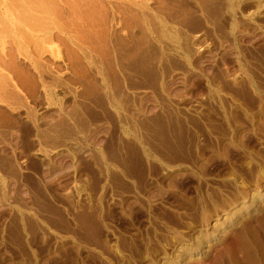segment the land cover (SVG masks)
Segmentation results:
<instances>
[{"label":"rangeland","instance_id":"1","mask_svg":"<svg viewBox=\"0 0 264 264\" xmlns=\"http://www.w3.org/2000/svg\"><path fill=\"white\" fill-rule=\"evenodd\" d=\"M29 2L0 6V264H255L264 0Z\"/></svg>","mask_w":264,"mask_h":264},{"label":"bare ground","instance_id":"2","mask_svg":"<svg viewBox=\"0 0 264 264\" xmlns=\"http://www.w3.org/2000/svg\"><path fill=\"white\" fill-rule=\"evenodd\" d=\"M6 1H8V2H6V3H9V4H6L5 3V5L3 4V2H5V0L2 2V0H0V6L2 5L3 7H5V10L6 11H4L5 13L6 12H8L7 10H8V7H10V6H12L13 5V2H16V1H22V2H27V3H30L29 2V0H6ZM33 1H35V4L38 2V1H40V0H38L37 2H36V0H33ZM21 3V2H20ZM32 3V2H31ZM39 3V2H38ZM44 3V2H43ZM34 4V3H33ZM33 6V5H32ZM54 7V6H53ZM9 13V12H8ZM0 17H3L2 16V14L0 13ZM1 23V22H0ZM3 23V22H2ZM9 30H11V29H9ZM15 31V30H14ZM5 63V62H4ZM2 65V64H1ZM4 79V78H3ZM246 209L248 208V207H245ZM231 216H233L232 214H231ZM228 220V219H227ZM229 221H231V219H229L228 220V222ZM262 222V220L260 219L259 221H258V224H259V226L261 227H259L260 228V231H259V234L260 235H258V237L256 238V239H254L252 236H253V234H251V237H250V235L249 236H247L248 237V239L246 240V239H240V240H242L241 241V246L240 247H238L237 249V253H238V256H240L241 255V257L240 258H244V257H246V259L247 258H249V259H251L252 261L254 260V262L256 261V263L255 264H257L258 262H259V264H264V250H263V247H260V246H262L261 244H264V238L263 239H260L261 237H264V224L263 223H261ZM245 224V223H244ZM224 228V226H223V224L221 225V228ZM246 227H248V226H246ZM220 228V229H221ZM250 228V227H249ZM243 230V229H242ZM244 230H245V228H244ZM243 230V231H244ZM246 231H247V228H246ZM249 234V233H248ZM242 235V234H241ZM220 236H223V235H217V237H220ZM242 237V236H241ZM247 237H243V238H247ZM250 237V238H249ZM262 240H263V242H262ZM197 246H201V247H205L206 249H208L209 248V245L208 244H206L205 242H199L198 244H197ZM207 250H203V251H199V254H201V255H203L205 252H206ZM235 254V253H234ZM240 254V255H239ZM236 255V254H235ZM234 255V256H235ZM237 256V257H238ZM202 256H200V258H201ZM236 257V256H235ZM245 259V260H246ZM238 261V260H237ZM242 261V260H241ZM248 261V260H247ZM246 263V262H245ZM249 263V262H248ZM252 263V262H251ZM247 264V263H246Z\"/></svg>","mask_w":264,"mask_h":264}]
</instances>
